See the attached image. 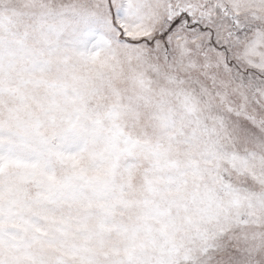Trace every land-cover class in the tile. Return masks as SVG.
Segmentation results:
<instances>
[{
    "label": "snow or ice",
    "instance_id": "snow-or-ice-1",
    "mask_svg": "<svg viewBox=\"0 0 264 264\" xmlns=\"http://www.w3.org/2000/svg\"><path fill=\"white\" fill-rule=\"evenodd\" d=\"M0 264H264V0H0Z\"/></svg>",
    "mask_w": 264,
    "mask_h": 264
}]
</instances>
